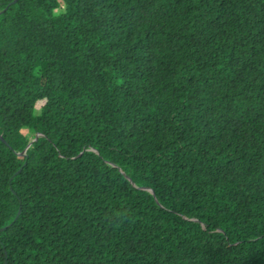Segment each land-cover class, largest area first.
Wrapping results in <instances>:
<instances>
[{
  "label": "trees",
  "instance_id": "16d2710c",
  "mask_svg": "<svg viewBox=\"0 0 264 264\" xmlns=\"http://www.w3.org/2000/svg\"><path fill=\"white\" fill-rule=\"evenodd\" d=\"M0 136V264H264V0H0Z\"/></svg>",
  "mask_w": 264,
  "mask_h": 264
},
{
  "label": "clouds",
  "instance_id": "9594fccd",
  "mask_svg": "<svg viewBox=\"0 0 264 264\" xmlns=\"http://www.w3.org/2000/svg\"><path fill=\"white\" fill-rule=\"evenodd\" d=\"M64 9V5L63 4H61L60 5V8L57 10V9H53V12L55 13V12H57V11H62ZM42 102V101H41ZM36 107H37V102L36 101H34L33 102V111L35 112V110H36Z\"/></svg>",
  "mask_w": 264,
  "mask_h": 264
},
{
  "label": "water",
  "instance_id": "95a60500",
  "mask_svg": "<svg viewBox=\"0 0 264 264\" xmlns=\"http://www.w3.org/2000/svg\"><path fill=\"white\" fill-rule=\"evenodd\" d=\"M17 1V0H14V2ZM2 138V136H0ZM3 139V138H2Z\"/></svg>",
  "mask_w": 264,
  "mask_h": 264
}]
</instances>
